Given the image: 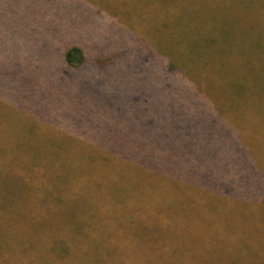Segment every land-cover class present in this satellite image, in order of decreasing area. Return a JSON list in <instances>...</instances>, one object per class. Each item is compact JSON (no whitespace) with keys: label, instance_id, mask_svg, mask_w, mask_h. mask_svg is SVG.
<instances>
[{"label":"rangeland","instance_id":"1","mask_svg":"<svg viewBox=\"0 0 264 264\" xmlns=\"http://www.w3.org/2000/svg\"><path fill=\"white\" fill-rule=\"evenodd\" d=\"M249 149L260 162L226 153ZM196 151H215L235 198L181 184ZM9 243L90 263L264 264V0H0Z\"/></svg>","mask_w":264,"mask_h":264},{"label":"trees","instance_id":"2","mask_svg":"<svg viewBox=\"0 0 264 264\" xmlns=\"http://www.w3.org/2000/svg\"><path fill=\"white\" fill-rule=\"evenodd\" d=\"M65 61L66 63L72 68H79L84 64L85 56L82 53L79 47H71L65 52ZM172 71V70H171ZM227 124H230V121H227ZM75 126H78V120L75 121ZM227 138L230 137L229 135H234L231 133V129L228 125H226V130L224 126H222ZM220 133V132H219ZM226 138V139H227ZM242 136H241V138ZM244 141V140H243ZM245 142V141H244ZM245 144V143H244ZM246 145H250L249 142ZM206 151L200 152L196 151L195 158L187 157V154H183L178 161L180 162V167L185 164L187 169H184V173L189 174L188 176L196 178L197 184L196 186H206L209 191H218L221 192L225 190V193H228V197H236L235 192L233 190V185L231 184L230 180L227 178L220 179L215 174L207 164L210 160H208L215 151L210 152L208 159L205 157L207 154ZM239 152V153H237ZM227 156L232 158L231 162L234 163H245V164H252L260 162L259 157L255 150H232L226 151ZM221 154H218V156ZM243 155V156H242ZM188 162H190L188 164ZM216 162V161H210ZM210 169V171L208 169ZM190 170V172H188ZM214 176L216 182L210 183L209 175ZM250 177V176H249ZM214 181V180H213ZM220 189V190H219ZM234 192V193H233ZM230 194V195H229ZM5 239H8L5 237ZM4 239V240H5ZM14 239L6 240V242L13 241ZM0 264H110V263H90L89 261H84L83 257L80 255V250L69 248V247H20V246H13L12 244H4L0 245ZM128 264H140V263H128ZM159 264V263H153Z\"/></svg>","mask_w":264,"mask_h":264},{"label":"crops","instance_id":"3","mask_svg":"<svg viewBox=\"0 0 264 264\" xmlns=\"http://www.w3.org/2000/svg\"><path fill=\"white\" fill-rule=\"evenodd\" d=\"M65 54V53H64ZM188 167H185L184 169H187ZM179 172H181L180 173V175L178 176V180L181 182V184H187V185H189L190 187L191 186H194V187H197L196 186V184H197V180H196V178H191V177H189L188 175L189 174H187V173H184V170H183V172H182V167H180V169H179Z\"/></svg>","mask_w":264,"mask_h":264}]
</instances>
